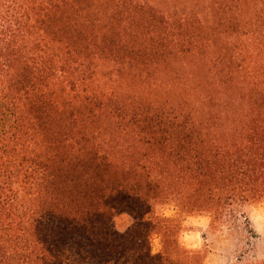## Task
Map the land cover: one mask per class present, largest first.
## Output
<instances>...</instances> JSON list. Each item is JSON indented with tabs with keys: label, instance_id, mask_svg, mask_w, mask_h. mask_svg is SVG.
<instances>
[{
	"label": "trees",
	"instance_id": "trees-1",
	"mask_svg": "<svg viewBox=\"0 0 264 264\" xmlns=\"http://www.w3.org/2000/svg\"><path fill=\"white\" fill-rule=\"evenodd\" d=\"M168 202L264 203V0H0V264H203Z\"/></svg>",
	"mask_w": 264,
	"mask_h": 264
},
{
	"label": "rangeland",
	"instance_id": "rangeland-1",
	"mask_svg": "<svg viewBox=\"0 0 264 264\" xmlns=\"http://www.w3.org/2000/svg\"><path fill=\"white\" fill-rule=\"evenodd\" d=\"M164 73L166 74L165 70L157 75L158 80L152 79L154 85L149 90L163 95L165 90L170 88L167 85L170 81L165 79ZM110 78L109 75H99L94 83H88V86L116 85ZM156 209L162 216L178 218L183 223L179 239L185 247L202 251L203 264H244L248 259L264 258V203L247 210V219L242 215L238 222L232 221L213 229L210 227L211 215L207 212L182 215L173 202L158 205ZM130 222L131 218L125 214L116 218L120 228H125ZM151 241L152 251L159 252L162 248L161 237L154 235Z\"/></svg>",
	"mask_w": 264,
	"mask_h": 264
}]
</instances>
